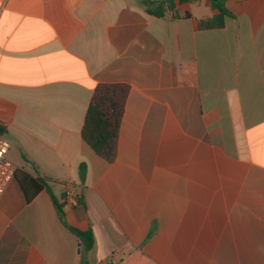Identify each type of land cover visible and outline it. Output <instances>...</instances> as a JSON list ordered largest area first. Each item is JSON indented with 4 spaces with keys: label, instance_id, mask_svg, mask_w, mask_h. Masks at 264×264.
I'll return each instance as SVG.
<instances>
[{
    "label": "crops",
    "instance_id": "0c3cea01",
    "mask_svg": "<svg viewBox=\"0 0 264 264\" xmlns=\"http://www.w3.org/2000/svg\"><path fill=\"white\" fill-rule=\"evenodd\" d=\"M226 6L202 28L209 0L164 16L144 0H0L9 158L93 231L90 264H264V0ZM101 83L129 86L113 161L82 136ZM66 223L14 178L0 264H83Z\"/></svg>",
    "mask_w": 264,
    "mask_h": 264
},
{
    "label": "trees",
    "instance_id": "16d2710c",
    "mask_svg": "<svg viewBox=\"0 0 264 264\" xmlns=\"http://www.w3.org/2000/svg\"><path fill=\"white\" fill-rule=\"evenodd\" d=\"M191 2L194 0H144L148 10L158 16H164L168 10L176 12V2ZM212 6L218 9V13L207 19L200 20L202 28L223 27L226 19L232 16V12L226 6V0H209ZM129 86L124 83H101L96 86L91 98L82 136L85 142L101 157L107 161H113L116 157L119 130L125 111ZM0 132L4 130L0 127ZM82 175L85 171V163L81 165ZM15 179L19 183L27 201L46 188L53 197L56 209L61 220L65 221L63 205L53 196L52 190L46 178L34 176L28 171L17 168ZM82 242V263L90 264L87 255L94 246V234L91 229L82 230L66 223Z\"/></svg>",
    "mask_w": 264,
    "mask_h": 264
},
{
    "label": "built area",
    "instance_id": "2783aa9c",
    "mask_svg": "<svg viewBox=\"0 0 264 264\" xmlns=\"http://www.w3.org/2000/svg\"><path fill=\"white\" fill-rule=\"evenodd\" d=\"M10 142L0 132V202L15 178L18 166L8 157Z\"/></svg>",
    "mask_w": 264,
    "mask_h": 264
},
{
    "label": "rangeland",
    "instance_id": "374dc122",
    "mask_svg": "<svg viewBox=\"0 0 264 264\" xmlns=\"http://www.w3.org/2000/svg\"><path fill=\"white\" fill-rule=\"evenodd\" d=\"M3 136H4L7 140L10 139L9 136L6 135V133H3ZM15 152H16V151H15L14 147H12L11 151L8 153V157L11 158V157H12V154L15 153Z\"/></svg>",
    "mask_w": 264,
    "mask_h": 264
},
{
    "label": "water",
    "instance_id": "95a60500",
    "mask_svg": "<svg viewBox=\"0 0 264 264\" xmlns=\"http://www.w3.org/2000/svg\"><path fill=\"white\" fill-rule=\"evenodd\" d=\"M81 246H82V244H81V242H80V243H79V247H80L79 250H80V251H81Z\"/></svg>",
    "mask_w": 264,
    "mask_h": 264
}]
</instances>
